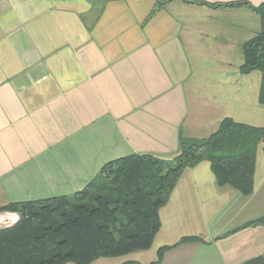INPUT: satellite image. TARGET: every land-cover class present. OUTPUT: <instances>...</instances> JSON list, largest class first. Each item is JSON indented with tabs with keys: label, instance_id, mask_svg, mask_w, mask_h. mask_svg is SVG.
I'll use <instances>...</instances> for the list:
<instances>
[{
	"label": "crops",
	"instance_id": "0c3cea01",
	"mask_svg": "<svg viewBox=\"0 0 264 264\" xmlns=\"http://www.w3.org/2000/svg\"><path fill=\"white\" fill-rule=\"evenodd\" d=\"M239 2L264 0H0V208L72 195L132 154L171 161L180 137L206 139L225 119L263 128L262 75L240 72L260 18L214 7ZM252 181L245 196L209 162L183 170L151 247L91 264L264 257V224L251 225L264 216V142Z\"/></svg>",
	"mask_w": 264,
	"mask_h": 264
},
{
	"label": "trees",
	"instance_id": "16d2710c",
	"mask_svg": "<svg viewBox=\"0 0 264 264\" xmlns=\"http://www.w3.org/2000/svg\"><path fill=\"white\" fill-rule=\"evenodd\" d=\"M165 3L156 1L151 15ZM214 7H245L259 16L260 31L243 45L240 72L261 73L259 102L264 105V3L258 7L245 2ZM261 142L264 127L225 119L206 139L180 137L178 154L171 161L132 154L106 163L72 195L10 203L0 208V213L15 212L20 219L0 229V264H91L100 258L148 250L160 228L158 211L183 170L209 162L219 185L250 195L256 149ZM262 224L264 216L251 225ZM193 240L184 238L180 243ZM166 249L158 252V260Z\"/></svg>",
	"mask_w": 264,
	"mask_h": 264
},
{
	"label": "built area",
	"instance_id": "2783aa9c",
	"mask_svg": "<svg viewBox=\"0 0 264 264\" xmlns=\"http://www.w3.org/2000/svg\"><path fill=\"white\" fill-rule=\"evenodd\" d=\"M18 219V215H13L11 218L10 216L0 215V229L13 226L17 223Z\"/></svg>",
	"mask_w": 264,
	"mask_h": 264
},
{
	"label": "water",
	"instance_id": "95a60500",
	"mask_svg": "<svg viewBox=\"0 0 264 264\" xmlns=\"http://www.w3.org/2000/svg\"><path fill=\"white\" fill-rule=\"evenodd\" d=\"M243 264H264V257L259 256V257L252 259V260H249Z\"/></svg>",
	"mask_w": 264,
	"mask_h": 264
},
{
	"label": "rangeland",
	"instance_id": "374dc122",
	"mask_svg": "<svg viewBox=\"0 0 264 264\" xmlns=\"http://www.w3.org/2000/svg\"><path fill=\"white\" fill-rule=\"evenodd\" d=\"M0 215H5V216H10V218L13 216V215H18V213H15V212H6V211H4V212H1L0 213ZM19 216V215H18ZM19 219H20V217H19ZM18 219V220H19ZM4 228H6V227H4Z\"/></svg>",
	"mask_w": 264,
	"mask_h": 264
}]
</instances>
